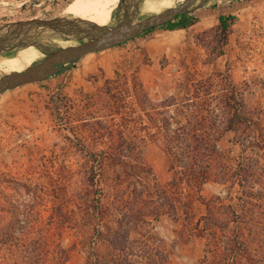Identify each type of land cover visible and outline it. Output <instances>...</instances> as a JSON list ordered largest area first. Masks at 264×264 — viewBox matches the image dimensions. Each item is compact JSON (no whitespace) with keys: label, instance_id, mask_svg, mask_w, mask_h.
Instances as JSON below:
<instances>
[{"label":"rangeland","instance_id":"1","mask_svg":"<svg viewBox=\"0 0 264 264\" xmlns=\"http://www.w3.org/2000/svg\"><path fill=\"white\" fill-rule=\"evenodd\" d=\"M66 3L0 0V24ZM193 15L0 94V264H264V0ZM188 118L217 138L200 185L172 142Z\"/></svg>","mask_w":264,"mask_h":264},{"label":"water","instance_id":"2","mask_svg":"<svg viewBox=\"0 0 264 264\" xmlns=\"http://www.w3.org/2000/svg\"><path fill=\"white\" fill-rule=\"evenodd\" d=\"M147 1L150 0H120L112 22L105 25L68 13L1 23L0 56L32 45L44 55L23 70H0V94L28 83L44 81L89 53L124 44L152 27L167 24L214 0H181L174 6L144 12ZM58 39L72 43L63 45Z\"/></svg>","mask_w":264,"mask_h":264},{"label":"trees","instance_id":"3","mask_svg":"<svg viewBox=\"0 0 264 264\" xmlns=\"http://www.w3.org/2000/svg\"><path fill=\"white\" fill-rule=\"evenodd\" d=\"M66 2L67 6L71 0H66ZM176 19H178L176 22L167 26L168 29L176 30L179 28H188L198 20L197 17L193 15V12L179 15ZM235 19L236 15L234 14H223L220 16L217 34L222 44L228 42L230 29ZM177 129L176 137L172 141L176 146L175 155L178 162H181L182 166L187 168L185 169L187 173L186 176L190 184L196 185V183H199L200 185L211 179L212 175L216 176L218 173L216 168V155L219 152L217 138L212 139L200 133V128L192 123L191 118H188L186 124L180 125L176 130ZM209 205L211 204L209 203ZM60 250L64 252V249ZM34 264L43 263L36 259ZM55 264H64V256L62 257V255H60L59 258L57 257Z\"/></svg>","mask_w":264,"mask_h":264},{"label":"bare ground","instance_id":"4","mask_svg":"<svg viewBox=\"0 0 264 264\" xmlns=\"http://www.w3.org/2000/svg\"><path fill=\"white\" fill-rule=\"evenodd\" d=\"M118 1L120 0H72L66 6L64 13L105 25L112 22ZM159 7L170 6L165 0H150L145 3L143 11L159 10ZM57 41L63 45L72 43L61 39ZM43 55V52L34 45L22 48L14 53L0 56V70H23Z\"/></svg>","mask_w":264,"mask_h":264},{"label":"crops","instance_id":"5","mask_svg":"<svg viewBox=\"0 0 264 264\" xmlns=\"http://www.w3.org/2000/svg\"><path fill=\"white\" fill-rule=\"evenodd\" d=\"M214 1H218V0H214ZM163 3V2H162ZM210 5V4H209ZM185 28H179V29H177V30H184ZM136 38H138V37H136ZM133 40V39H132ZM121 45H123V44H121ZM121 45H118V46H121ZM96 52H99V51H96ZM92 53H95V52H92ZM92 53H89V54H92ZM89 54H87V55H89ZM87 55H85V56H87ZM83 58V57H82ZM75 63H77V62H75ZM74 67V64L72 65V66H70V67H68V68H66V69H64V70H62V71H60V72H58V73H56V74H54V75H51L50 77H48L46 80H55V78H57L56 76H59V75H61L62 73H64V72H66V71H70V70H72V69H74L73 68Z\"/></svg>","mask_w":264,"mask_h":264},{"label":"flooded vegetation","instance_id":"6","mask_svg":"<svg viewBox=\"0 0 264 264\" xmlns=\"http://www.w3.org/2000/svg\"><path fill=\"white\" fill-rule=\"evenodd\" d=\"M194 12V11H193ZM174 22H176V18L175 19H173V20H171V21H169L167 24H163V25H160V26H168V25H170L171 23H174ZM160 26H156V27H152V28H150V29H148V30H146L145 32H143L142 34H145V33H147V32H150V31H152V30H154V29H156L157 27H160ZM142 34H140V35H142ZM139 35V36H140ZM139 36H137V37H139ZM136 38V37H135Z\"/></svg>","mask_w":264,"mask_h":264}]
</instances>
